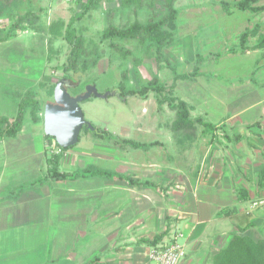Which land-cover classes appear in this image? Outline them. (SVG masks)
<instances>
[{
  "label": "crops",
  "instance_id": "crops-1",
  "mask_svg": "<svg viewBox=\"0 0 264 264\" xmlns=\"http://www.w3.org/2000/svg\"><path fill=\"white\" fill-rule=\"evenodd\" d=\"M172 123L158 124L155 139H132L155 143L148 150L120 147L108 139L112 146L107 158L100 142L90 153L77 151L86 160L91 156L92 163L107 160L127 168L125 173L108 171L115 174L111 177L52 180L49 149L54 143L48 145L40 123H32L37 138L17 140L26 132L25 124L16 138L0 141V264H156L152 249L174 242L186 247L181 264H217L235 235L263 239L264 207L250 209L253 202L264 200L259 187L264 135L252 133L258 144L252 149L259 155L248 152L243 160L230 150H243L248 136L231 149L217 123L220 129H201L193 143L177 136ZM138 130L144 136L154 131L148 124ZM8 143L33 147V152L7 151L3 147ZM117 147L125 158L117 157ZM171 152H176L177 162ZM66 162L64 153L59 167ZM95 163L83 169H100ZM30 171L40 178L29 177ZM81 180L94 182L79 184Z\"/></svg>",
  "mask_w": 264,
  "mask_h": 264
},
{
  "label": "rangeland",
  "instance_id": "rangeland-1",
  "mask_svg": "<svg viewBox=\"0 0 264 264\" xmlns=\"http://www.w3.org/2000/svg\"><path fill=\"white\" fill-rule=\"evenodd\" d=\"M220 1L233 5L239 0L176 2L179 10L174 31L176 39L164 49V69L159 70L152 45L131 39L103 40L102 36L110 25L125 28L135 22L145 24L154 15L160 19L167 11L158 6L151 8L149 1L141 7L124 8L120 0H103L97 9L74 26L87 42L96 43L101 55L95 67L86 74H77L65 71L71 48L64 35L71 19L82 12V5L77 0H17L0 18L2 36L19 17L28 13L39 16V22L34 26L27 24V30H18L15 37L0 43V119L15 118L18 106L13 94H24L31 89L41 106L43 117L39 127L45 131L46 106L55 102L57 83L67 78L75 84L68 89L73 96L84 94L89 85L96 86L103 94H111L105 99L92 97L80 104L85 119L101 129V133L105 130L118 139H155V136L158 137L155 130L157 125L161 123L169 126L175 114L167 106L160 107L152 91L147 98L129 92L149 86L155 78L161 85L169 87L174 83L176 73H192L201 57L203 64L199 77L194 81L177 82L175 95L195 107L193 117L199 115L214 125L221 123L231 140L225 138L223 142L229 144L231 149L237 148L238 142L233 141L237 134L248 136L243 144L244 149L238 152L230 150L231 155L243 160L248 157V152L258 156L259 151L252 149V145H258L257 137L252 133L264 135V54L252 47L264 34V11L255 14L232 8L229 15L219 5ZM259 5H264V0ZM52 27L59 31L53 33ZM253 29H257V35L249 39L251 49L243 50L239 46V35ZM114 46L126 52L125 55ZM123 82L126 86L124 95L120 90ZM256 122L261 123V130L249 128ZM147 124L154 131L144 136L138 127ZM35 128L29 120L26 121V132L17 140L37 138L34 135ZM168 128L165 131L167 134ZM97 142L105 146L104 151L100 152H105L102 157L107 158L112 146L107 145V137L96 136L95 131L83 128L79 143L65 152L68 163L59 167V171L75 172L96 162L101 170L125 173L127 168L122 164L98 159L92 163L91 156H86L90 160L78 157V150L90 153L98 145ZM53 143L57 144L55 139ZM3 148L10 152L21 151L24 155L33 152V147H23L18 143H8ZM117 152L118 158H125V154H121L122 149L118 148ZM171 154L174 156L171 159L177 162L179 157L175 156L176 152ZM196 155L195 158H198L197 152ZM231 155L229 157H234ZM187 160L190 164L194 162L191 158ZM29 177H35V180L40 178L36 171H30ZM80 182L86 184L94 181Z\"/></svg>",
  "mask_w": 264,
  "mask_h": 264
},
{
  "label": "trees",
  "instance_id": "trees-1",
  "mask_svg": "<svg viewBox=\"0 0 264 264\" xmlns=\"http://www.w3.org/2000/svg\"><path fill=\"white\" fill-rule=\"evenodd\" d=\"M103 0H77V3L82 5V12L76 14L67 25L64 38L70 45V53L67 57V64L65 67L66 73L74 72L86 74L91 68L95 67L101 55L98 52L97 45L94 42H87L83 35H79L75 29V24L89 15L93 10L97 9ZM124 8L132 6H144L149 1L150 7L158 6L167 11L165 16L157 19L154 15L147 23L143 24L135 22L125 28H117L114 25H110L103 33V40L114 39H131L138 40L141 44H150L155 48L156 61L158 62V69H164L163 62H165L164 49L172 44L176 39L175 29L179 16V10L176 8V2L178 0H120ZM263 0H239L233 5L220 1L219 5L229 15L232 13V8H237L240 11H246L251 13H261L264 11V5H259ZM17 0H0V18L4 15L8 8H11ZM39 22V16L35 13H28L19 17L15 23L11 26L10 30L5 36H2L0 32V43H4L17 35L18 30H27V24L34 26ZM53 33L59 31L58 28H51ZM257 35V29L246 30L239 35V46L243 49H251L249 45V39ZM115 49L125 55L122 49L117 46ZM254 50H260L264 54V34L260 35L256 44L252 47ZM216 58V56H213ZM203 64V58L199 57L195 63L194 71L192 73L175 74L174 83L167 87L161 85L157 78L153 79L149 86L143 87L138 91H130L131 95H139L141 98H147L149 92L156 94L157 102L160 107L167 106L171 112L175 114V119L171 125V130L179 136L181 139L195 142L199 138L200 130L205 132H214L217 125L204 121L203 117H193L192 112L195 107L189 102L181 99L176 94L177 82L179 81H194L199 77V70ZM253 80L252 78H249ZM245 81V80H242ZM125 84H121L120 90L122 95L125 94ZM35 92L28 90L24 94L15 92V100H17L18 113L15 118L0 119V141L4 139L16 138L23 130L26 121H31L34 124H38L42 121V112L39 102L35 99ZM19 101V102H18ZM87 131H90L87 127H84ZM249 128L261 129V123L256 122L249 126ZM101 129L95 130L96 136L107 137V139L113 140L114 143L120 147H131L134 149L148 150L152 148L155 143L145 144L128 139H118L109 135L107 132H100ZM256 135H261L256 133ZM226 136V134H225ZM48 145L54 142V139L46 135ZM230 139V136H226ZM242 135L237 134L234 139L236 142L242 140ZM59 153H53L49 162L50 170L49 177L54 181H70L80 178L90 177H111L114 173L108 171L87 168L78 170L73 173H61L59 171V165L63 154L69 149H64L56 144ZM50 150V149H49ZM122 179H128L129 177L120 176ZM41 181L33 184L32 186H38ZM259 187L264 189V170L259 176ZM24 189V188H21ZM165 234L160 235L154 240L152 244L156 245L162 240ZM217 264H264V238L255 241L248 236H242V234L235 235L226 250H224L217 259Z\"/></svg>",
  "mask_w": 264,
  "mask_h": 264
},
{
  "label": "water",
  "instance_id": "water-1",
  "mask_svg": "<svg viewBox=\"0 0 264 264\" xmlns=\"http://www.w3.org/2000/svg\"><path fill=\"white\" fill-rule=\"evenodd\" d=\"M67 86V82L63 80L56 85L55 102L48 104L45 109V133L64 149L78 144L84 127L91 131L97 129L85 119L80 104L92 97L105 99L111 95L103 94L96 86L89 85L84 94L73 96L68 92Z\"/></svg>",
  "mask_w": 264,
  "mask_h": 264
},
{
  "label": "built area",
  "instance_id": "built-area-1",
  "mask_svg": "<svg viewBox=\"0 0 264 264\" xmlns=\"http://www.w3.org/2000/svg\"><path fill=\"white\" fill-rule=\"evenodd\" d=\"M51 151L52 153H59L55 143ZM261 207H264V200L253 202L250 210ZM150 257L156 264H181L186 257V247L184 244L178 242L159 245L152 249Z\"/></svg>",
  "mask_w": 264,
  "mask_h": 264
},
{
  "label": "flooded vegetation",
  "instance_id": "flooded-vegetation-1",
  "mask_svg": "<svg viewBox=\"0 0 264 264\" xmlns=\"http://www.w3.org/2000/svg\"><path fill=\"white\" fill-rule=\"evenodd\" d=\"M63 81H66L67 82V84H68V89L69 88H73L74 86H75V84L74 83H71V80H69V79H67V78H65V79H63ZM58 84V83H57Z\"/></svg>",
  "mask_w": 264,
  "mask_h": 264
}]
</instances>
